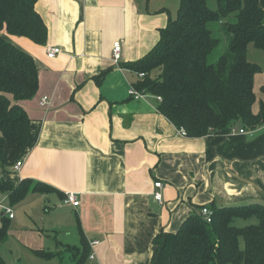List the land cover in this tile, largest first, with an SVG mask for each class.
Returning <instances> with one entry per match:
<instances>
[{"label":"crops","instance_id":"0c3cea01","mask_svg":"<svg viewBox=\"0 0 264 264\" xmlns=\"http://www.w3.org/2000/svg\"><path fill=\"white\" fill-rule=\"evenodd\" d=\"M175 6L176 0H36L46 44L9 36L38 66L36 94L20 101L30 129L15 181L30 178L57 190L29 192L9 205L45 201L41 223L33 221L28 232L29 264H151L152 238L176 231L200 208L264 204V125L185 136L158 111L157 96L133 85L141 78L126 64L152 49ZM47 46L61 52L48 58ZM43 96L46 106L39 104ZM67 191L79 205L61 204ZM0 215L8 217L2 208ZM81 238L93 258H80Z\"/></svg>","mask_w":264,"mask_h":264},{"label":"trees","instance_id":"16d2710c","mask_svg":"<svg viewBox=\"0 0 264 264\" xmlns=\"http://www.w3.org/2000/svg\"><path fill=\"white\" fill-rule=\"evenodd\" d=\"M179 0L174 18L160 29L157 43L142 58L126 64L144 76L137 90L160 97L158 111L185 136L229 133L235 123L249 130L264 125V101L257 112L253 78L261 68L247 60L252 43L264 55V0ZM36 0H0V191L10 205L29 192L48 194L53 187L30 178L17 184L4 177L22 157L28 140L30 118L20 101L38 89V66L31 54L9 36L24 37L45 45L47 27L35 8ZM230 18V20H227ZM221 21L230 35L229 51L209 63L218 40L207 24ZM102 70L95 76L102 78ZM264 95V84L260 87ZM207 222L198 212L187 216L176 231L161 230L153 238L151 264H264V204L208 206ZM255 219L239 226L237 219ZM8 217L2 216L0 245L8 235ZM78 229L79 223L77 220ZM241 240V243H240ZM80 258L89 252L84 248ZM0 264H5L0 257Z\"/></svg>","mask_w":264,"mask_h":264},{"label":"rangeland","instance_id":"374dc122","mask_svg":"<svg viewBox=\"0 0 264 264\" xmlns=\"http://www.w3.org/2000/svg\"><path fill=\"white\" fill-rule=\"evenodd\" d=\"M207 4L210 8H216L215 0H207ZM179 6V0H176V6L174 11V16L176 15ZM227 20H230L228 18ZM210 29L212 36L218 40L215 48L210 53L207 58L209 63H214L217 61L220 55L226 54L229 51L230 35L225 32L222 27L221 21H211L207 24ZM247 60L252 63H256L260 66L261 70L254 75L253 78V91L256 96V101L253 104V110H258V105L260 99H262V93L260 92V87L264 84V55L261 50L254 47L252 43L247 46ZM264 97V96H263ZM11 171V167L9 168ZM7 179L17 184L19 181L17 179V172L11 171L4 175ZM4 192L0 191V201L3 205L9 206V202L3 197ZM43 200L37 199L31 204H26L23 206H10L14 218L8 219V238L0 246V257L3 259L5 264H29L33 258V251L29 250L30 244H28L27 238L29 235V230L33 221L35 223H41L43 214ZM1 209V208H0ZM7 215V214H6ZM7 218V217H6ZM255 222V219H237L236 224L239 226L246 225ZM2 224V215H0V225ZM241 243V240H240ZM32 255V256H31Z\"/></svg>","mask_w":264,"mask_h":264},{"label":"built area","instance_id":"2783aa9c","mask_svg":"<svg viewBox=\"0 0 264 264\" xmlns=\"http://www.w3.org/2000/svg\"><path fill=\"white\" fill-rule=\"evenodd\" d=\"M121 47H120V43L119 41H115L113 42V46H112V58L114 60V62H117L120 59L121 56V51H120ZM61 52V49L59 46H47L45 47V54L48 58H54L57 54H59ZM138 75L140 76V78H142L144 76L143 72H139ZM129 94H132L134 98H139L140 97V92L136 91L133 87H131L129 89ZM157 98L160 100V97L157 96ZM48 96H43L40 101L39 104L40 106H46V104L48 103ZM231 131H235V129L232 128ZM240 131L242 132V129H240ZM178 133L185 135V131L182 128H178ZM23 163V159L20 158L18 159L12 166H11V170L14 172H18L22 166ZM154 186L155 187H160L161 186V182L157 181L154 182ZM154 199L156 200H160L161 199V193L159 191H155L154 192ZM62 205H72V206H77L79 205V199L76 196L75 192H71V191H67L65 192V197L62 200ZM0 207L2 208L3 212L5 214L8 215L9 218L13 217V213L11 211V208L9 206H5L0 204ZM207 222L210 221V215H211V211L208 207H202L200 208L199 212H198ZM98 241H92V244L97 243ZM94 254L90 253L89 258H93Z\"/></svg>","mask_w":264,"mask_h":264}]
</instances>
